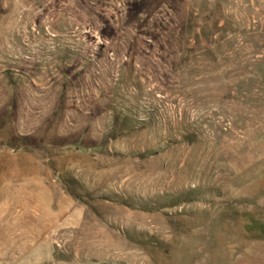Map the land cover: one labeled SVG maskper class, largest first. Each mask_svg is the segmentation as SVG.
<instances>
[{
    "label": "rangeland",
    "instance_id": "1",
    "mask_svg": "<svg viewBox=\"0 0 264 264\" xmlns=\"http://www.w3.org/2000/svg\"><path fill=\"white\" fill-rule=\"evenodd\" d=\"M0 264H264V0H0Z\"/></svg>",
    "mask_w": 264,
    "mask_h": 264
}]
</instances>
